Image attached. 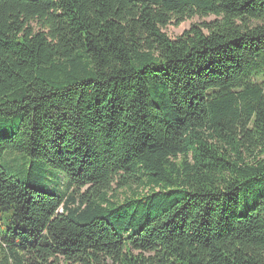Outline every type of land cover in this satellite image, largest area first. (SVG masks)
Wrapping results in <instances>:
<instances>
[{
    "label": "trees",
    "instance_id": "trees-1",
    "mask_svg": "<svg viewBox=\"0 0 264 264\" xmlns=\"http://www.w3.org/2000/svg\"><path fill=\"white\" fill-rule=\"evenodd\" d=\"M2 128L0 264H264V0H0Z\"/></svg>",
    "mask_w": 264,
    "mask_h": 264
},
{
    "label": "rangeland",
    "instance_id": "rangeland-1",
    "mask_svg": "<svg viewBox=\"0 0 264 264\" xmlns=\"http://www.w3.org/2000/svg\"><path fill=\"white\" fill-rule=\"evenodd\" d=\"M213 20V17H209V18H205V19H201L199 17H194L191 20H186L183 23H181L180 25H169L166 28L163 29V32L170 38V39H175L176 37L180 36L184 31L188 30L191 26L193 25H197L201 22H209ZM7 133V129L6 128H2L0 129V134L1 135H5ZM12 156H6L5 160L7 162H12ZM2 166H4L2 164ZM22 166H20L17 169H10L8 168L9 173H11L12 175H14L15 177H17L18 179H23L28 181L29 183H32V181H29V179L32 176H40L42 175V173H38V170L35 168L33 170L28 171V170H24L21 169ZM21 169V170H19ZM19 170V171H18ZM45 174V173H44ZM37 183L40 184V187H43V189L47 192L52 191L53 188L56 189H60L62 183V178L57 175V173L54 174V176H42L41 179H37ZM66 181L64 182V187L66 186ZM63 191V190H62ZM61 191V192H62ZM64 192V191H63Z\"/></svg>",
    "mask_w": 264,
    "mask_h": 264
}]
</instances>
